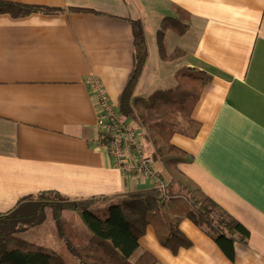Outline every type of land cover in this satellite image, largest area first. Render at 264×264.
Instances as JSON below:
<instances>
[{"label":"crops","instance_id":"1","mask_svg":"<svg viewBox=\"0 0 264 264\" xmlns=\"http://www.w3.org/2000/svg\"><path fill=\"white\" fill-rule=\"evenodd\" d=\"M0 1L37 9L0 14V214L38 193L83 200L154 188L124 175L98 147L88 84L98 79L119 110L134 73L131 21L139 20L149 57L137 96L173 88L181 67L211 77L193 112L199 134L172 139L194 158L178 169L250 237L246 245L235 243L231 260L210 229L185 219L180 229L189 247L172 253L150 226L135 259L148 252L154 264H264V0ZM165 19L188 25L187 33L163 29ZM158 33L167 57L184 54L162 59ZM156 168L167 183L160 163Z\"/></svg>","mask_w":264,"mask_h":264},{"label":"trees","instance_id":"2","mask_svg":"<svg viewBox=\"0 0 264 264\" xmlns=\"http://www.w3.org/2000/svg\"><path fill=\"white\" fill-rule=\"evenodd\" d=\"M36 11L0 1V14L21 17ZM179 13L189 22L187 13ZM131 25L134 73L122 93L119 112L143 131V141L151 146L150 155L162 166L167 183L163 181L164 188L157 184L146 191L83 200H70L54 192L24 197L12 210L0 214V264H68L62 254L21 238L45 221L47 209L53 211L64 246L80 264H154L156 260L148 252L135 259L140 238L152 226L159 243L177 254L182 247L191 245L180 229L185 219L210 229L215 242L231 260L235 258L236 242L248 244V230L225 215L179 171L180 164L192 163L194 158L172 143L176 134L188 138L199 134L201 124L194 120L193 112L211 77L181 67L175 72L173 88L157 90L147 97L137 96L136 87L149 50L141 21L132 20ZM162 28L179 35L188 31V25L170 19L163 21ZM157 37L162 59H178L184 54L176 50L167 57L165 36L158 33Z\"/></svg>","mask_w":264,"mask_h":264},{"label":"built area","instance_id":"3","mask_svg":"<svg viewBox=\"0 0 264 264\" xmlns=\"http://www.w3.org/2000/svg\"><path fill=\"white\" fill-rule=\"evenodd\" d=\"M88 84L97 107L98 147L110 154L115 167L127 177L147 179L164 188L156 162L147 153L135 127L122 117L98 79Z\"/></svg>","mask_w":264,"mask_h":264},{"label":"rangeland","instance_id":"4","mask_svg":"<svg viewBox=\"0 0 264 264\" xmlns=\"http://www.w3.org/2000/svg\"><path fill=\"white\" fill-rule=\"evenodd\" d=\"M134 127L138 134H142V130L137 125ZM145 146L148 151L152 149L149 145ZM79 223L80 228L83 229L82 222L80 221ZM88 233L89 232H87V234ZM21 238L33 244L49 247L50 249L62 254L68 264H80L79 261L74 256H72L64 246V243L62 242L59 235L58 227L53 218V211L51 209H47L46 219L41 225L26 232L21 236Z\"/></svg>","mask_w":264,"mask_h":264}]
</instances>
